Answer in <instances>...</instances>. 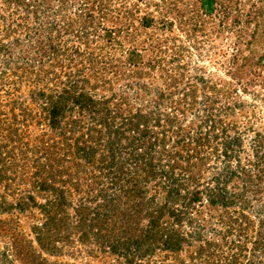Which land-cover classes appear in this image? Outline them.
<instances>
[{"label":"rangeland","instance_id":"rangeland-1","mask_svg":"<svg viewBox=\"0 0 264 264\" xmlns=\"http://www.w3.org/2000/svg\"><path fill=\"white\" fill-rule=\"evenodd\" d=\"M0 264H264V0H0Z\"/></svg>","mask_w":264,"mask_h":264}]
</instances>
